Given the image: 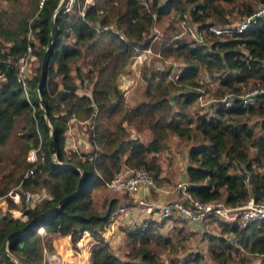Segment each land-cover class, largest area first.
I'll return each mask as SVG.
<instances>
[{
	"label": "trees",
	"instance_id": "trees-1",
	"mask_svg": "<svg viewBox=\"0 0 264 264\" xmlns=\"http://www.w3.org/2000/svg\"><path fill=\"white\" fill-rule=\"evenodd\" d=\"M67 1L58 6L59 0H43L37 6L36 0L32 19L21 16L13 25L0 20V162L4 152L8 168L0 174V195L15 186L48 194L33 206L21 200L19 208L27 215L26 223L0 213V264L39 260L40 237L31 231L23 233L37 219L48 231L68 234L72 243L83 231L97 237L119 202L103 200L97 210L91 191L121 167H144L157 183L166 181L159 176L157 155L167 148L171 136L191 143L184 178L197 199L222 200L231 206L250 196L259 200L264 194V173L257 171L264 169V94H258L251 104H241L238 95L264 89V17L239 33L204 35L199 44L173 33L183 13L198 29L209 23L225 25L230 24L227 13L249 15L254 4L264 0H71L68 6ZM162 20L161 35L149 33L150 25ZM28 30L35 43L26 37ZM27 44L38 66L25 79L24 92L16 79L14 61ZM48 46L47 67L38 86ZM146 49L175 59L181 66L170 75L160 66L143 65L139 72L143 100L129 108L115 78L135 53ZM88 57L97 63L93 76L77 66L71 73V61ZM204 76L205 82L213 83L212 92L200 83ZM83 80L88 95L76 93L75 81ZM204 93L212 100L230 94L232 105L209 101L206 112H191ZM17 119L25 124L15 130ZM71 119L86 123L87 152L64 149ZM129 128L135 134L147 130L149 140L143 143L131 137ZM32 149L36 161L30 163L25 157ZM31 166L32 173L25 176ZM163 226L147 221L124 232L121 256L107 242L99 241L91 248V264H228L232 251L240 252L226 240L228 233L248 256L261 257L264 264V220L243 228L219 222L217 235L204 233L205 250L188 253L180 252L188 236L172 241ZM177 229L185 234L183 227ZM206 256L211 263L205 262ZM239 261L249 264L244 258Z\"/></svg>",
	"mask_w": 264,
	"mask_h": 264
},
{
	"label": "built area",
	"instance_id": "built-area-1",
	"mask_svg": "<svg viewBox=\"0 0 264 264\" xmlns=\"http://www.w3.org/2000/svg\"><path fill=\"white\" fill-rule=\"evenodd\" d=\"M70 1H67V6ZM147 1L149 0H142L144 3ZM42 2L43 0H37V6H40ZM259 17H264V3L260 1L255 3L251 14L242 16L239 20L225 25L209 23L198 29V25L189 20L187 13H183L175 37H184L186 41L191 40L199 44L203 43L204 35L211 33L214 35L239 33ZM29 34L30 31L28 30L26 37L33 42L32 34H30L31 38H29ZM142 51L145 55L151 54L148 49ZM36 63L30 44L25 46L24 52L14 61L16 79L22 85L24 92L25 79L34 73ZM258 94H264V89L253 88L244 94L238 95V99L241 104H251ZM210 102L214 105L219 103L224 107H230L233 100L230 94H223L218 99L210 100ZM202 106L206 107L205 104ZM66 147L67 150L75 151L76 149L71 145ZM26 161L30 163L36 161L35 150L29 151ZM33 168L31 166L25 176L31 174ZM102 186L106 190L124 194L127 198L123 202L120 201L122 202L120 207L109 213L103 222L101 233L113 232L118 226L117 223L122 215L120 221H122V218L124 220L120 225L126 228L124 232L142 227L147 221L164 223V225L172 223L171 218H175L181 225H195L202 229L203 227L207 228L208 225L218 227L219 222L234 224L243 228L251 222L264 220V194L259 200H254L250 196L245 202L234 206L226 204L222 200L200 201L188 190L190 185L185 178L157 183L154 174L144 167H121ZM151 193L158 198L152 199ZM47 198L48 194L44 190L29 192L18 186L17 189H10L4 195H0V213L8 215L12 220L26 223L28 220L27 215L19 208L21 200L33 206ZM33 232L40 237V258L35 264H76L77 261L80 264H91L90 251L92 244L98 243V239H103L99 235L98 239H95V237L83 231L81 237L72 243L68 234L48 231L42 225H37ZM225 238L234 248L236 247L240 251L244 250L240 244L236 243V238L232 233H228ZM90 239L93 241L91 245ZM70 255L74 256V259H71ZM84 258L86 263L83 262ZM257 258L258 260L261 259V257Z\"/></svg>",
	"mask_w": 264,
	"mask_h": 264
},
{
	"label": "rangeland",
	"instance_id": "rangeland-1",
	"mask_svg": "<svg viewBox=\"0 0 264 264\" xmlns=\"http://www.w3.org/2000/svg\"><path fill=\"white\" fill-rule=\"evenodd\" d=\"M36 1V0H35ZM34 0H0V20H2L7 25H13L17 22V20L21 16L28 17V20L32 19V17L35 15L34 7ZM255 5V4H254ZM33 9V10H32ZM242 15H240L237 11H233L230 13H227V18L230 22H234L240 19ZM164 20H162L159 23L153 22L149 27V33H154L157 37L161 35V28L162 25H164ZM178 27L176 28V30ZM176 30L174 31L173 35L175 34ZM31 34V33H30ZM29 34V38H31V35ZM108 38L107 36H103ZM156 38V37H155ZM68 41H72V38H68ZM67 42V40H66ZM33 43H35L33 41ZM100 46V45H99ZM99 48V47H98ZM151 54L145 55L143 51H139L135 53L129 60V62L123 67V69L119 70L115 82L119 90L123 93V101L127 107H133L135 104L141 102L143 100V90H144V83L139 77L140 68L143 65H151L154 64L155 66H160L161 68L165 70H169L170 75L175 74L178 72L179 67L181 66L180 62L172 59V58H166V57H160L157 53H154L150 51ZM157 55V56H156ZM38 66V62L36 63V66L34 68V72L36 70V67ZM70 71L73 69V67L77 66L80 68V71L82 73H88V76L90 74L93 76L94 69L97 66V63L94 62L91 58L87 59H76L70 62ZM53 68L56 69V64H53ZM90 71V72H88ZM71 73H73L71 71ZM206 76H204V81H200L201 84H204L206 87L210 88V92L213 91V83L205 82ZM77 83V90L76 93L79 95L89 94L88 89L86 88V80H83L82 83H79L78 81H75ZM212 100V96L208 95L206 93L201 94V96L196 100V102L192 105L190 111L191 112H198V113H204L206 112V107L202 106L203 104H208L209 101ZM25 122L22 119H17L14 123V129L17 130L20 126H24ZM86 123L77 121L74 119H71L68 122V133L67 130L64 134L65 142L64 144L67 145V141L71 144V146H79V149L85 148L87 150L89 147L85 141V129ZM128 128V127H127ZM21 129V128H20ZM130 132L131 137H136L141 142H147L149 140V132L147 130H143L142 132L135 134L132 129H128ZM16 132H13V135H15ZM73 133V134H72ZM15 137V136H14ZM77 138L76 142L74 143V139ZM11 140V139H10ZM79 141V143H78ZM11 141H9V144ZM6 147V149L9 147ZM81 144H83V147H81ZM191 145V143L183 142L175 137H168L166 140V146L167 148L157 155V160L159 163V166L161 168V171L166 173L167 175L169 173H172L173 175L171 177H181L183 169L186 168V160H185V151L186 149ZM65 150L67 151V147L65 146ZM78 152L80 150L75 149ZM30 151V150H29ZM29 151L27 152L26 156L28 155ZM3 160L0 162V174L7 171V164L5 163V153H2ZM5 158V159H4ZM26 158V157H25ZM26 160V159H25ZM264 173V170L262 171ZM170 179V178H169ZM171 181H174V178L170 179ZM18 186H15L11 189H17ZM25 191V190H24ZM91 197H92V203L95 209L100 210L101 204L103 200H108L115 198L117 199V203L121 200L122 202L126 200V197L122 196L117 191L112 190H106L103 188V186H100L96 189H93L91 191ZM118 205L120 207L122 205ZM120 203V202H119ZM179 224V223H178ZM179 227H183L184 233L178 232V227L172 229H167L163 226V232L165 234L169 235L171 240L174 241L176 239H182L183 237L188 236L183 242H181V247L183 245V248L180 250V252L185 251V253L193 252L197 250H205V242L204 239V233L208 234H215L217 235V230H214L216 227H210L208 225L207 228L203 227L201 231H191L188 227H184L181 224H179ZM219 227V224H218ZM201 228V227H200ZM124 228L123 226H117L116 231L109 240V242L112 244V247L114 248V251L118 252V255L121 256L123 251H125L124 247ZM172 230V231H171ZM176 236V237H174ZM179 252L178 255L181 253ZM232 257L233 260L230 261L228 264H239L241 261H239L240 258H244L245 260L249 261V264H261L262 259L258 260V258H254L253 256H248L245 252V250L240 251L239 255H236L232 251ZM205 262L211 263V261L208 260V256L204 259Z\"/></svg>",
	"mask_w": 264,
	"mask_h": 264
},
{
	"label": "crops",
	"instance_id": "crops-1",
	"mask_svg": "<svg viewBox=\"0 0 264 264\" xmlns=\"http://www.w3.org/2000/svg\"><path fill=\"white\" fill-rule=\"evenodd\" d=\"M67 133H68V128H67ZM73 134V133H72ZM76 140H77V138H75L74 139V143L76 142ZM85 141H86V139H85ZM65 142V141H64ZM78 143H79V141H78ZM68 145H71L68 141H67V145H65L64 144V149H65V146H68ZM88 145V144H87ZM74 147L76 148V149H78V150H80V152H87L88 150H89V148L87 149V150H85V148L83 147V144H81V147H83L82 149L80 148L79 149V146H75V144H74ZM89 147V146H88ZM67 151H69V150H67ZM186 151H187V149H186ZM186 151H185V160H186ZM186 162H187V160H186ZM264 169H258L257 171H259V172H262ZM160 175H163V176H165L166 177V179L167 180H170L171 178H174V179H176V178H184V176H185V169H183V172H182V176L181 177H171L173 174L172 173H169L168 175L166 174V173H164L163 171H161V174ZM170 178V179H169ZM151 198L152 199H155V198H158L156 195H154L153 193H151ZM121 201V200H120ZM119 201V202H120ZM119 204H121V202L119 203ZM126 214H128V213H126ZM123 216V215H122ZM121 216V217H122ZM121 217H120V219H119V221H118V226H121L120 224H121V222H123V218H122V221H120L121 220ZM120 222V223H119ZM179 227L180 225L179 224H175V222H170V223H166L165 225H164V230H165V227L167 228V229H172V228H174V227ZM182 226H184V227H188L191 231H193V232H195V231H201L202 230V228H200L199 226H191V225H182ZM216 229H219V227H217V228H214V230H216ZM115 231L116 230H114L113 232H105V233H100L99 234V236H101L103 239L101 240V239H98L97 237H95V239H98V242L99 241H104V242H107L108 244H109V246L111 247V249L113 250L114 248L112 247V244L109 242V240H111V238L113 237V235H114V233H115ZM219 231L217 230V233H218ZM110 233V234H109ZM92 239H90L89 241H90V245H91V243H93V241H91ZM67 241H68V239H67ZM92 246H93V244H92ZM91 247V246H90ZM113 252H114V254L117 256L118 255V252L117 251H114L113 250ZM124 252V251H123ZM68 254V253H67ZM119 256V255H118ZM70 258L71 259H74V256H72V255H70ZM257 259V258H256ZM83 262H85L86 263V259L84 258L83 259ZM76 264H80L78 261L76 262Z\"/></svg>",
	"mask_w": 264,
	"mask_h": 264
},
{
	"label": "water",
	"instance_id": "water-1",
	"mask_svg": "<svg viewBox=\"0 0 264 264\" xmlns=\"http://www.w3.org/2000/svg\"><path fill=\"white\" fill-rule=\"evenodd\" d=\"M63 0H59L58 2V6L62 3ZM52 35V23L50 24V32H49V36L51 37ZM48 48L49 46L45 49V52L43 54V57H42V61H41V72H40V76H39V82H38V86L39 84L41 83L42 79H43V76H44V73H45V69L47 67V61H48ZM74 194V193H73ZM72 194V195H73ZM71 195V196H72ZM39 220L40 219H37V220H34L32 222H30L27 227L25 228V230L23 231V233H27L29 231L33 232V229L37 226V225H40L38 224L39 223Z\"/></svg>",
	"mask_w": 264,
	"mask_h": 264
}]
</instances>
